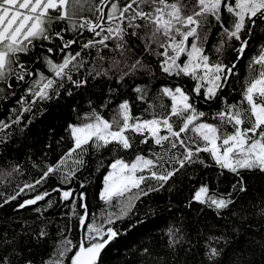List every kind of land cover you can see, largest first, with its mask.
<instances>
[{
	"label": "snow or ice",
	"instance_id": "6c2138e0",
	"mask_svg": "<svg viewBox=\"0 0 264 264\" xmlns=\"http://www.w3.org/2000/svg\"><path fill=\"white\" fill-rule=\"evenodd\" d=\"M233 81L240 95L229 102ZM90 89L66 136L45 133L38 152L22 143L32 124L25 114ZM10 100L17 106L0 119V178L25 174L11 155L17 145L38 176L0 192V209L18 201L13 211L36 215L0 231V264H105L113 241L146 225L137 204L175 191L185 175L197 182L186 206L211 210L214 222L193 233L180 218L149 232L125 264H264V234L235 247L242 223L264 220V0H0V106ZM137 102L147 105L140 115ZM101 153L111 162L97 193L102 206L90 214L83 173ZM26 190L36 194L19 200ZM49 242L47 258L37 257Z\"/></svg>",
	"mask_w": 264,
	"mask_h": 264
},
{
	"label": "trees",
	"instance_id": "16d2710c",
	"mask_svg": "<svg viewBox=\"0 0 264 264\" xmlns=\"http://www.w3.org/2000/svg\"><path fill=\"white\" fill-rule=\"evenodd\" d=\"M85 35H89L85 33ZM253 47H255V39L251 42ZM251 49L246 50L245 57L250 54ZM235 56L233 53L229 52L226 56V60H234ZM237 68L240 72V81H242L243 77L246 75V59H241L237 64ZM161 83H163L161 81ZM185 83L191 87L190 81H185ZM234 91H231L228 99L229 102H235L239 99L240 95V83L237 81H233ZM98 89L96 92L98 93ZM92 90L89 92H77L73 97H67L66 94H61L59 99H53L43 105L40 106L42 111H35L32 117V124L29 126V136L30 139L24 141L22 139V143H31L34 152H38L40 147L46 141L45 133H48V137H56L59 139L62 136H66L67 133L65 131V124L71 122L76 119L75 112L72 111V108L79 106V111L83 112L87 108V97L91 94ZM168 103V101H165ZM17 106L13 103V101H9L7 106H0V119H5L8 115V108ZM146 104L137 102L133 107V113L135 115H140L144 108H146ZM202 110H207L206 105H200ZM215 110V108H213ZM103 114L106 118H109V110L104 109ZM207 119V118H205ZM71 141H66L64 143V149L70 145ZM19 150L12 151L11 155L14 158L19 159V163L24 166V175H16L13 178H10L7 184H5L0 178V192L9 193L13 192V189L17 188V186H22L23 183L33 180L36 176H38L37 170L31 167L29 163H26L24 157L25 149L21 145L16 146ZM59 155V151L57 152V156ZM206 155V154H202ZM126 159L132 157L131 153H121ZM105 153H101L99 157L90 159V168L86 169L83 175H86L90 179V183L86 185L87 193L89 196V212L90 214L94 211H97L101 208L102 202L98 199V191H100L103 176L106 173L107 165L110 164L111 159H105ZM51 159H56V156H51ZM104 159L105 167L101 168L99 171L96 170L97 160ZM204 171L211 170H202L201 175H203ZM196 181H189L187 175L183 176L180 180H177V188L175 191L169 193L167 191L162 192L160 194H153L151 198H145V200L141 203L137 204V208L140 213V217L146 219V225H141L139 229L129 231L127 235H121L117 240L113 241L108 248L105 250V254L102 256L105 264H125V257L129 256V249L135 247L142 238H146L147 234L151 232L153 235H159L161 230L164 229L168 224L173 223L180 218H183L185 223L188 225L189 230L193 233L196 229L204 225L205 222L207 224H211L214 222V216L211 210L204 209L203 206L197 205L193 203L191 208H188L187 200L188 197L194 191V185ZM78 187V185H74ZM49 190L51 189V184L46 185ZM40 191H43V188H39ZM36 193L26 190L24 194L21 195L19 200H23L25 198H29L34 196ZM55 195V194H54ZM18 201H13L12 205L7 206L4 209H0V231L11 230L12 228L19 229L20 223L24 220L31 221L35 219V213L31 209H24L22 211L16 212L13 211V205L17 204ZM42 204L43 202H39ZM152 207L157 209L156 215L152 217H144V212ZM53 212L52 209L49 210V213ZM61 214H63V210H61ZM230 219V218H229ZM73 224L75 221L73 220ZM220 225L226 223V221H219ZM121 231L124 232L128 229V221H125L122 225H120ZM241 234L236 241L235 247H242L247 245V239L249 237H257L259 238L262 234H264V220L252 217L249 220L245 221L240 225ZM72 239L75 241L78 237V233L75 229L72 230L71 233ZM162 244L163 241H160ZM195 243V240L193 241ZM52 251L51 242L44 244L39 249L35 250V254L37 257H45L47 258L48 254ZM196 250L193 249V252ZM193 264H196V260L193 259Z\"/></svg>",
	"mask_w": 264,
	"mask_h": 264
},
{
	"label": "rangeland",
	"instance_id": "374dc122",
	"mask_svg": "<svg viewBox=\"0 0 264 264\" xmlns=\"http://www.w3.org/2000/svg\"><path fill=\"white\" fill-rule=\"evenodd\" d=\"M108 171V169L106 170V172ZM106 174V173H105ZM100 190H102V186H101V189Z\"/></svg>",
	"mask_w": 264,
	"mask_h": 264
}]
</instances>
